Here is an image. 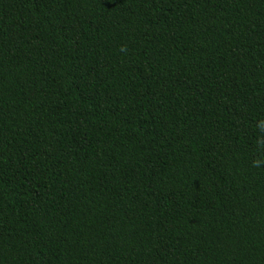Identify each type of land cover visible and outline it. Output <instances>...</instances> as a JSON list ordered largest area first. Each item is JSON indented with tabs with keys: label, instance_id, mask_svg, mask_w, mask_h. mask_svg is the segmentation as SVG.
I'll list each match as a JSON object with an SVG mask.
<instances>
[{
	"label": "trees",
	"instance_id": "16d2710c",
	"mask_svg": "<svg viewBox=\"0 0 264 264\" xmlns=\"http://www.w3.org/2000/svg\"><path fill=\"white\" fill-rule=\"evenodd\" d=\"M0 264H264V0H0Z\"/></svg>",
	"mask_w": 264,
	"mask_h": 264
}]
</instances>
